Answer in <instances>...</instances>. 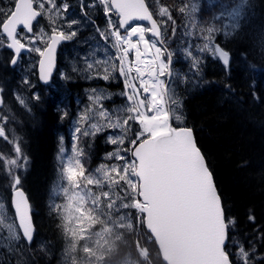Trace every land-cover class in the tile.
Segmentation results:
<instances>
[{"label": "snow or ice", "instance_id": "1", "mask_svg": "<svg viewBox=\"0 0 264 264\" xmlns=\"http://www.w3.org/2000/svg\"><path fill=\"white\" fill-rule=\"evenodd\" d=\"M11 3L7 10L0 9V44L6 37L7 48L14 52L13 65L22 50L37 53L40 80L47 82L55 66L57 45L77 35L71 29L78 21H69L67 26L70 31H64L56 21L63 18L69 5L64 3L58 7L56 0H11ZM98 3L103 6L107 28L101 30L97 27L96 30L100 39L106 44L110 42L115 50L111 62H96L104 66L100 78L107 81L118 72L125 85L121 95L126 97L127 105L116 109L113 115L102 106L101 101L106 98L103 93L92 91L89 96L91 106L80 115L78 126L72 133V154L62 165L61 175L67 182V186L62 187L65 202L56 205V211L70 221L77 208L81 213L85 208H91L101 217L107 214L109 218L134 210L140 224L150 232L160 230L172 238L171 251L176 264H234L226 243L228 228L234 221H226L221 196L205 157L197 146L193 129L173 126L172 123L173 117L177 121L181 117L174 116L173 112L179 102L173 98L169 80L166 79L171 76L172 53L163 46L161 32L169 21L175 24L170 8L166 5L159 7L158 21L145 0H98ZM246 4L247 0H231L230 7L225 6V11L214 16L215 20L227 17L230 23L224 28L230 30L222 31L217 26L201 27L204 43L198 46V50L208 52L224 65H229L230 53L214 43L213 34L230 36L237 33L246 18ZM85 7L81 5L82 12ZM178 10L188 12L189 5L182 4ZM191 11H196L195 4L191 5ZM41 15H47L52 25L50 33L44 28L34 31V22ZM113 15L118 22L113 21ZM131 21H147L149 26L130 24ZM190 23L196 27L191 19ZM172 31L175 33V27ZM37 42L45 46H35ZM185 51L192 59V67L197 69L199 57L191 49ZM130 53L134 54V59H129ZM248 67L254 69L256 65ZM92 68L93 65L89 64L88 69ZM35 98L39 99L38 96ZM20 102L23 103V100ZM4 119L6 122L7 118ZM93 119L96 122H91ZM132 124L138 125L139 130L129 135ZM105 129L119 130V134L108 137V142L117 147L107 154V158L117 162L101 164L93 174L82 163L79 137L81 134L94 136ZM0 138L7 140L3 126H0ZM14 151L16 159L8 161L10 169L22 166L19 160L27 163L19 143L15 144ZM61 152H64L63 148ZM20 183L18 175L12 177L11 202L18 223L8 224L7 229L10 239L19 241L22 234L30 245L34 226L29 201ZM94 188L99 191H94ZM129 218L127 215L120 217L121 220ZM236 255L239 264H252L250 252L243 245Z\"/></svg>", "mask_w": 264, "mask_h": 264}, {"label": "trees", "instance_id": "2", "mask_svg": "<svg viewBox=\"0 0 264 264\" xmlns=\"http://www.w3.org/2000/svg\"><path fill=\"white\" fill-rule=\"evenodd\" d=\"M166 1L175 21L171 25L169 21L167 28L169 40H177L175 50L190 43L194 53L195 45L204 43L201 27L230 30L224 28L227 17L215 20L214 16L225 11V6L230 7L231 0ZM182 4L189 5L188 12L178 10ZM192 4L196 5L195 12L191 11ZM8 8L0 5V9ZM96 14L97 21L105 23L101 5L97 6ZM245 15L241 29L234 35L213 34L214 42L230 53L229 65L197 49L199 72L192 74L183 70L181 64L173 67L179 72L177 85L184 99L186 124L193 129L213 173L226 220L234 221L229 226L227 244L231 259L239 264L236 253L243 245L250 252L252 264H264V0H247ZM190 19L195 22V28ZM10 57L4 39L0 44V126L5 128L7 140L0 138V195L9 198L12 177L18 175L20 186L34 205L36 243L33 247L20 240L2 254L0 264H57L65 223L63 215L56 211V205L63 203L58 187L62 173L57 158L59 138L66 135L67 140L71 139L69 127L86 111L84 101L88 90L106 82L87 81L80 71L72 80L60 79L56 74L49 85L43 86L37 82L33 65L21 72L10 65ZM250 64L256 68H249ZM25 78L37 90L39 99L32 94L28 103H19L17 94H31L22 88ZM108 86L123 88L120 80H109ZM103 103L109 107L112 102L106 99ZM138 129V125L132 124L129 135ZM16 143L22 148L27 163L24 168L12 166L10 169L8 161L16 159ZM103 145L100 134L80 135L78 147L83 151L82 163L88 172L91 173L93 157L99 159ZM129 211L133 218V210ZM124 234L127 242L130 240V250L135 251V242L139 239L148 248L151 260L163 264L154 242H147L145 233L135 238V230L125 229ZM40 241L44 242L43 246L46 244L45 249L40 247Z\"/></svg>", "mask_w": 264, "mask_h": 264}, {"label": "rangeland", "instance_id": "3", "mask_svg": "<svg viewBox=\"0 0 264 264\" xmlns=\"http://www.w3.org/2000/svg\"><path fill=\"white\" fill-rule=\"evenodd\" d=\"M10 2L11 0H0V5L3 6V4H5L10 8L11 7ZM63 3H66V0H56L57 6L62 5ZM70 3L72 7L68 9L67 13L63 16V18H58L56 23L60 27H62L64 31L68 32L70 31V29L67 26L68 22L71 20H77L78 23L76 25H73L71 29L76 31L77 35L73 37V40L72 39L70 40L69 46L66 47V45H64L65 47L62 49V52L64 53L63 63L60 64L61 67L57 70V76L63 80H72L75 77V75L78 72H80L79 68H85L89 70L88 65L92 64L93 68L89 71L96 72V75H92V77L100 78V76L103 75L104 66L102 63L98 65L96 62L104 61V60H108L109 62H111L112 57L115 56V50L111 47V43L109 42L106 44L103 40H101L96 30L97 27H99L101 30L107 28V18H106V24H104L101 27L97 24V21L94 20L95 21L94 22L92 21L91 18V16L95 15L96 10L89 13L84 8V11L82 12L81 5L83 4L89 5L86 0H71ZM47 7L48 5L45 4L46 9ZM74 7L78 9V12H73V10H76ZM85 12L87 13V15H84ZM44 17L46 18L45 21L47 22L46 26H38L36 32H39L40 28H44L47 33L51 31L52 25L47 15H44ZM112 19L113 21L117 22L116 18L112 17ZM229 23L230 21L227 20L226 24ZM165 27H163V29L166 32ZM80 28L83 29L86 28L84 37H81L82 33L80 31L81 30ZM166 34L167 33L164 34L165 38L164 35L162 36H163V41H165V43L167 44L168 38ZM148 38L151 39V36L149 35ZM42 45L43 44L37 42L35 46L41 47ZM170 52L172 53V58H173L172 63L174 65V63H176V57L173 56L172 51ZM34 55L35 52H32L31 54L22 57L18 61L16 66H12V67L16 68L17 70H20L21 72H24L25 70H29L31 68L30 67L31 65L34 66V61H33ZM131 55L132 53H130L129 55L130 60L132 59ZM22 62H24V64H22ZM116 63L118 65V61H116ZM97 69H99V75L97 74ZM133 75H135L134 72ZM172 78L173 79L169 85V88L172 92L173 98L179 102L177 105L174 106L173 112H174V116L178 115L181 117L180 106L182 102L181 99L182 97L180 99L178 98L180 97V94L178 92L175 93V87H174L175 85L177 87L179 74L173 71ZM109 80H113L115 82H118L120 80L123 88H121L122 90H115V91H121L122 93L124 92L125 85L123 82V78L120 77V75L117 74V72L114 73L112 78H110ZM109 80L107 81L109 82ZM24 81H28V83H26L22 88H25L31 94L29 95L27 92L17 94L16 99L19 103H21L20 102L21 100H23V103L26 101L28 103V100L30 99V96L32 94L34 95V97L37 96V91H35V89L32 88V85L29 83L28 78H25ZM105 81L106 80H103V82ZM108 82L105 84L102 83L101 85H98L99 88H93L92 90L91 89L88 90V95H86L85 106L87 108L91 106L89 96L92 94L93 90H97L98 92H102L103 95L106 97L101 101L102 106L104 104L103 103L104 100L110 99L111 102L112 100H114L112 104L109 106L110 108L106 106L105 107L103 106V108L107 109L110 113L115 115V110L126 107L127 101H126V97H122L121 92L118 93L115 91H111L109 89ZM115 96H118V98H115ZM120 97L122 99H120ZM117 100H120V103H117L116 102ZM97 107H99V105ZM183 121L181 117V122ZM91 122H96V119H93ZM105 130H110L107 132V140L110 135L119 134L118 129H105ZM112 146L113 147H111L110 150L105 148L100 152V156H101L100 160L98 161V163L95 164V166L97 165L100 166L101 164H112L117 162L114 159L107 158V154L114 151L115 148L117 147L115 145ZM62 148L64 149L63 153L61 152ZM66 150H67L66 142L61 141L60 150L58 153V161L61 166L63 165V162L66 160L67 156L70 155L66 153ZM18 163L19 165H22L20 167H23L25 161L19 160ZM66 186H67V182L65 180L64 187ZM104 190L107 189L105 188ZM126 212L128 213V216H130L131 211H126ZM72 215L73 218L70 221H66L65 219L66 228L63 227V246L61 250L57 251V253L60 254L59 264H155L151 260V256L149 254L148 248L145 246V244L140 242L139 239H137L135 242V249H134L135 251L129 249L130 240L129 242H127V239L124 234L123 226L124 225L130 226L129 230L130 231L136 230L139 234L138 236H142L143 233L145 232L143 231L142 225L140 224L139 220L136 218L135 211H133V218L124 219V220L120 219L122 215H126L124 213L114 214L110 218L107 216V214L101 217L97 213L90 211L88 208H85L83 210V213H81V210L79 208L74 209ZM8 224H14V222L12 221V215L8 210L7 204L4 203L3 196L0 195V258L5 251H8L12 247H14V245L21 240L20 239L19 241H16L9 238V233L7 229ZM39 243L42 249L46 248L45 247L46 244L45 246H43L44 242L40 241ZM32 246L35 247V243H33ZM130 247L132 248V246Z\"/></svg>", "mask_w": 264, "mask_h": 264}, {"label": "water", "instance_id": "4", "mask_svg": "<svg viewBox=\"0 0 264 264\" xmlns=\"http://www.w3.org/2000/svg\"><path fill=\"white\" fill-rule=\"evenodd\" d=\"M147 22V21H145ZM58 47V45H57ZM13 51V50H12ZM25 50H22V52H24ZM56 53H57V48H56ZM56 61H57V55L55 54V65H56ZM55 67V66H54ZM54 69V68H53ZM53 72V71H52ZM38 76H39V81L40 83H46L45 81H41L40 80V69H39V64H38ZM49 81V80H48ZM214 180V179H213ZM26 196V194H25ZM27 197V196H26ZM29 201V200H28ZM147 228V227H146ZM148 229V228H147ZM154 237L157 240V244L162 252V257L163 259L168 263V264H176V260L172 255V244H173V240L170 236H166L162 231L160 230H156L151 232Z\"/></svg>", "mask_w": 264, "mask_h": 264}, {"label": "bare ground", "instance_id": "5", "mask_svg": "<svg viewBox=\"0 0 264 264\" xmlns=\"http://www.w3.org/2000/svg\"><path fill=\"white\" fill-rule=\"evenodd\" d=\"M132 59H134V54H132ZM110 133H111V132H110ZM110 133H109V134H110ZM113 135H114V134H113Z\"/></svg>", "mask_w": 264, "mask_h": 264}]
</instances>
